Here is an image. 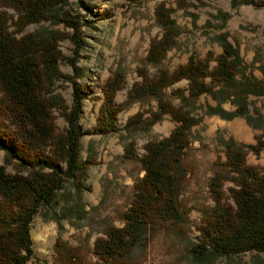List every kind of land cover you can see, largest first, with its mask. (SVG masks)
<instances>
[{
	"label": "trees",
	"instance_id": "16d2710c",
	"mask_svg": "<svg viewBox=\"0 0 264 264\" xmlns=\"http://www.w3.org/2000/svg\"><path fill=\"white\" fill-rule=\"evenodd\" d=\"M69 1L0 0V150L3 163L14 165L8 172L0 164V264L28 261L32 256L29 227L37 209L53 200L63 182L82 185L92 162L88 157L78 158L80 137L118 131V113L137 99L151 97L156 110H147V117L141 112L128 116L123 127H149L163 114L173 126L166 135L143 144L138 158L142 174L132 184V198L122 212V223L106 225L91 248L102 264H124L153 226L159 221L179 220L181 215L176 201L178 175L183 171L179 166L188 145V130L196 122L185 105L206 94L215 101L206 105V114L225 120L243 117L255 128L247 113L246 97L264 96L262 80L249 73L236 77L240 58L221 33V50L214 57L209 52L204 59L189 55L184 63L171 70L158 68L154 75L144 66L137 67L139 80L126 90L120 104L115 103V95L123 88L124 74L110 72L100 85L94 125L81 129L78 119L88 89L74 80V64L83 43L80 28L95 26L86 16L91 15L86 0H74V8ZM252 3L264 6V0ZM153 17L161 33L147 45L144 62L151 64L163 58L177 36L172 10L163 1L153 7ZM29 26L34 28L26 30ZM64 40L72 45L70 57L59 50L58 43ZM63 60L73 76L58 70ZM209 60L214 62L211 67ZM60 78L71 85L69 104L53 93L54 82ZM181 79L186 80V86L174 89L180 102L175 105L164 96V90ZM223 102H229L232 109L222 108ZM53 110L65 122L61 131L55 128ZM222 146L224 160L216 163L219 167L207 182L211 205L202 213L191 253L210 257L264 253V164L257 167L245 162L248 151L256 155L264 150V138L256 136L254 143L247 145L227 139ZM122 156H135L132 141L123 146ZM225 182L230 183L227 195L223 192ZM53 247L61 257L70 249L57 239Z\"/></svg>",
	"mask_w": 264,
	"mask_h": 264
},
{
	"label": "rangeland",
	"instance_id": "374dc122",
	"mask_svg": "<svg viewBox=\"0 0 264 264\" xmlns=\"http://www.w3.org/2000/svg\"><path fill=\"white\" fill-rule=\"evenodd\" d=\"M86 1L91 10V15L86 16L93 20L95 27L80 28L83 43L74 64L77 76L73 77L88 89L78 119L81 129L94 125L101 101L100 85L110 72L118 70L124 74L123 88L115 95V103L120 104L126 90L139 80L137 67L144 66L148 74L154 75L158 68L171 70L184 63L189 55L204 59L209 52L214 57L221 50V33H225L240 58L236 77L249 73L264 82V6L252 3L258 0ZM159 1L172 10L177 36L163 58L151 64L144 62V57L149 39L161 33L153 17V7ZM73 2L69 1L72 6ZM75 9L80 11L78 7ZM33 28L29 26L26 30ZM58 47L63 55L71 56L72 45L68 40L60 41ZM213 63L209 60V67ZM58 70L73 76L65 60L59 62ZM185 86L186 80L181 79L166 88L164 96L178 105L180 102L173 91ZM53 93L59 94L65 104L70 103L68 81L55 80ZM246 102L255 128L243 117L225 120L206 114V105L215 104L206 94L185 105L196 122L188 130V145L179 166L183 171L178 175L176 201L181 215L179 220L159 221L153 226L133 247L124 264H264V253L255 251L214 257L191 253L197 243L202 213L211 205L207 182L213 170L219 167L216 163L224 160L223 142L232 139L247 145L254 143L256 136L264 138V96L248 95ZM221 107L232 109L229 102L221 103ZM147 110H156L155 100L151 97L137 99L118 113V131L80 137L78 158L82 161L88 157L92 162L86 177L80 187L74 181L63 182L53 200L37 209L29 227L32 256L24 264H102L91 252L93 239L101 235L106 225H121L122 212L132 198V184L142 174L138 158L143 144L166 135L173 126L169 116L163 114L149 127H123L128 116L141 112L147 117ZM52 114L56 130L61 131L65 122L57 110ZM130 141L135 156L124 158L123 146ZM245 162L261 167L264 150L256 155L248 151ZM0 164L8 172L14 170V165L3 163L1 150ZM228 186V182L223 185L225 195ZM56 239L70 248L63 257L55 254Z\"/></svg>",
	"mask_w": 264,
	"mask_h": 264
}]
</instances>
